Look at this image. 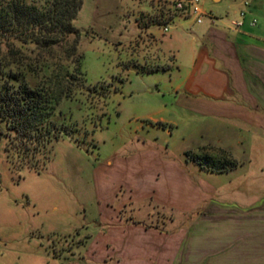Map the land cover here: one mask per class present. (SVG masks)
Here are the masks:
<instances>
[{"label":"crops","instance_id":"obj_1","mask_svg":"<svg viewBox=\"0 0 264 264\" xmlns=\"http://www.w3.org/2000/svg\"><path fill=\"white\" fill-rule=\"evenodd\" d=\"M162 1L127 12L119 35L138 72L169 74L191 127L147 115L128 122L119 144L95 142L89 152L72 142L87 168L67 200L84 214L62 221L60 235L84 239L69 256L36 248L43 264H264V0H248L238 27L243 0H203L201 22ZM166 42L175 48L168 61ZM161 130L180 136L162 143ZM203 173L230 184L201 185Z\"/></svg>","mask_w":264,"mask_h":264},{"label":"rangeland","instance_id":"obj_2","mask_svg":"<svg viewBox=\"0 0 264 264\" xmlns=\"http://www.w3.org/2000/svg\"><path fill=\"white\" fill-rule=\"evenodd\" d=\"M151 1L83 0L74 20L80 30L83 74L70 67L78 77L72 82L82 85L58 107L62 114L58 121L71 135H63L50 144L49 159L40 172L16 169L20 161L7 139L0 136V264H43L41 257L34 256L36 248L69 256L76 244L82 243L84 237L74 241L70 236L60 235L66 230L62 221L66 218L82 221L84 214L81 210L77 216L67 200L72 181L79 179L81 171L87 168L82 162L84 154L72 142L89 147V152H96L95 142L106 141L108 145L113 140L119 144L128 122L144 121L147 115L163 120L168 126L171 122L177 124L179 132L191 127L179 114L182 97L172 89L169 74L138 72L134 65L140 60L132 56L129 44L119 35L124 15L127 12L137 15L140 9H149ZM206 1L213 4L212 0ZM186 21L184 30L189 31L191 18ZM157 35L161 37V31ZM161 48L164 60H171L170 51L175 48L167 42ZM179 132L175 131L171 137L161 130L159 139L162 143L167 139L178 140ZM191 140L188 142L192 143ZM196 154L204 163L208 162L205 156ZM230 178L203 173L197 181L201 185L207 182L215 186L218 182L229 186ZM82 193L86 194V189Z\"/></svg>","mask_w":264,"mask_h":264},{"label":"trees","instance_id":"obj_3","mask_svg":"<svg viewBox=\"0 0 264 264\" xmlns=\"http://www.w3.org/2000/svg\"><path fill=\"white\" fill-rule=\"evenodd\" d=\"M82 5L83 0H0V136L20 161L16 169L40 172L50 144L71 135L58 121V107L82 85L72 82L75 71L83 74L74 24Z\"/></svg>","mask_w":264,"mask_h":264},{"label":"built area","instance_id":"obj_4","mask_svg":"<svg viewBox=\"0 0 264 264\" xmlns=\"http://www.w3.org/2000/svg\"><path fill=\"white\" fill-rule=\"evenodd\" d=\"M202 0H163L162 4L169 6V8L173 12L182 13V14H189L193 15L196 19V22H201L202 20V9H201V3ZM249 1L243 0V8L239 10V17L240 20H233L232 24L236 27L240 26L242 24L241 19L246 14V7L248 6ZM171 19V14H167L165 16H161L159 18V21L161 24H163V31L166 32L169 29V21ZM256 23V19H252V24Z\"/></svg>","mask_w":264,"mask_h":264}]
</instances>
